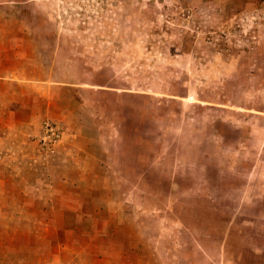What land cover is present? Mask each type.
Instances as JSON below:
<instances>
[{
    "label": "rangeland",
    "instance_id": "obj_1",
    "mask_svg": "<svg viewBox=\"0 0 264 264\" xmlns=\"http://www.w3.org/2000/svg\"><path fill=\"white\" fill-rule=\"evenodd\" d=\"M0 264H264V0H0Z\"/></svg>",
    "mask_w": 264,
    "mask_h": 264
},
{
    "label": "crops",
    "instance_id": "obj_2",
    "mask_svg": "<svg viewBox=\"0 0 264 264\" xmlns=\"http://www.w3.org/2000/svg\"><path fill=\"white\" fill-rule=\"evenodd\" d=\"M0 56H1V54H0Z\"/></svg>",
    "mask_w": 264,
    "mask_h": 264
}]
</instances>
